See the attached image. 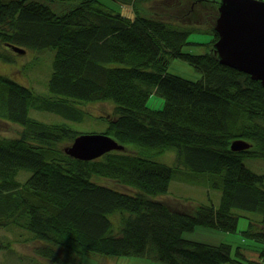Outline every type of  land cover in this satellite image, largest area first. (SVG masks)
<instances>
[{
	"label": "trees",
	"instance_id": "trees-1",
	"mask_svg": "<svg viewBox=\"0 0 264 264\" xmlns=\"http://www.w3.org/2000/svg\"><path fill=\"white\" fill-rule=\"evenodd\" d=\"M112 1L130 6L132 16L100 0H77L62 15L36 0H0L2 45L55 50L50 96L0 75V120L21 127L19 136L0 138V228L28 231L40 243L35 254L50 264L151 249L168 264L233 263L229 244L184 234L198 227L234 233L242 212L249 219L244 235L264 244V172L243 163L264 161V89L219 63L212 49L219 0ZM158 1H167L164 11L180 24L207 27V53L183 52L189 30L142 9ZM0 58L7 56L0 52ZM172 60L199 78L169 73ZM152 94L163 100L159 110L147 107ZM107 101L112 112L101 134L124 149L90 161L64 152L79 132L29 115L48 111L81 121L80 105ZM237 140L249 147L231 151ZM165 150L175 152L179 168L218 176L217 206L166 199L174 168L154 159ZM21 170L31 173L23 182ZM259 250V260L239 264H264Z\"/></svg>",
	"mask_w": 264,
	"mask_h": 264
},
{
	"label": "rangeland",
	"instance_id": "rangeland-1",
	"mask_svg": "<svg viewBox=\"0 0 264 264\" xmlns=\"http://www.w3.org/2000/svg\"><path fill=\"white\" fill-rule=\"evenodd\" d=\"M48 6L55 14L62 15L68 12L78 3L77 0H36ZM107 8L114 12L132 16L130 6H124L112 0H100ZM167 1L152 2L142 5V9L151 14H158L162 19L169 22L176 28H186L189 30V44L183 47V52L200 55L208 52L206 44L212 39V34L204 25H183L179 23L176 14H167L164 11ZM171 17H170V16ZM179 15V12H178ZM0 52L7 56V59L0 58V75L32 89L40 96H50L47 90V82L51 74L52 60L55 54L53 48L41 50H26L24 54L13 51L10 47L0 43ZM168 72L185 78L195 80L199 78L191 67L179 60H172L168 65ZM92 103L80 105L83 119L64 117L57 113L48 111L30 110L32 118L45 123H59L70 127L80 134H101L107 126V118L112 112L113 103ZM112 105V106H111ZM163 106V100L156 94H152L147 107L159 110ZM78 108V107H77ZM67 115H69L67 113ZM21 127L6 121L0 120V138L19 136ZM70 144L66 141L67 145ZM175 152L165 150L155 154L154 159L174 168L173 175L169 183L166 199L188 201L199 204H213L217 206L220 201L221 191L214 185L218 182V176L208 173H195L184 168H179L175 164ZM244 165L250 170L261 174L264 172V161L259 158H245ZM30 171L21 170L17 176L23 182ZM237 222V230L234 233H222L198 227L193 232L184 234L189 240L203 242L207 244L226 243L231 246V259L235 262L225 264H239L245 259L259 260V249L264 248V244L256 243L251 238L244 235L248 230L249 219L245 213L240 212ZM40 245L38 241L31 239V234L20 228L9 227L0 228V264H50L46 260L38 257L34 252V247ZM257 247V248H255ZM76 259V258H75ZM74 259V261H75ZM77 260V259H76ZM80 264H168L154 256V250H149L144 255H115L104 256L95 253H88L80 258Z\"/></svg>",
	"mask_w": 264,
	"mask_h": 264
},
{
	"label": "water",
	"instance_id": "water-1",
	"mask_svg": "<svg viewBox=\"0 0 264 264\" xmlns=\"http://www.w3.org/2000/svg\"><path fill=\"white\" fill-rule=\"evenodd\" d=\"M213 28L217 40L212 49L219 63L249 75L264 89V0H219ZM7 46L16 53H25L24 49ZM248 147L245 141L230 144V150L236 152ZM123 149L107 135L80 134L64 148V152L74 159L90 161Z\"/></svg>",
	"mask_w": 264,
	"mask_h": 264
}]
</instances>
